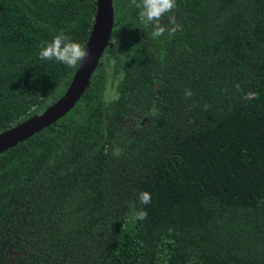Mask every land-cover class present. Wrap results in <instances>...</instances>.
Instances as JSON below:
<instances>
[{"label":"trees","instance_id":"1","mask_svg":"<svg viewBox=\"0 0 264 264\" xmlns=\"http://www.w3.org/2000/svg\"><path fill=\"white\" fill-rule=\"evenodd\" d=\"M176 5L182 31L152 39L113 0L76 106L0 154V264H264V0ZM96 11L0 0V132L64 93L79 65L39 45L63 32L85 47Z\"/></svg>","mask_w":264,"mask_h":264},{"label":"water","instance_id":"2","mask_svg":"<svg viewBox=\"0 0 264 264\" xmlns=\"http://www.w3.org/2000/svg\"><path fill=\"white\" fill-rule=\"evenodd\" d=\"M114 27L113 0H97L93 28L85 45L88 56L79 65L64 93L43 112L36 113L0 132V154L23 142L40 130L56 123L73 109L91 84L92 76L110 44Z\"/></svg>","mask_w":264,"mask_h":264},{"label":"clouds","instance_id":"3","mask_svg":"<svg viewBox=\"0 0 264 264\" xmlns=\"http://www.w3.org/2000/svg\"><path fill=\"white\" fill-rule=\"evenodd\" d=\"M131 4L139 9V18L145 29H151L152 39L162 37L165 32L171 38L177 31H182L183 26L177 23L175 15H169L177 7L176 0H139V2L131 0ZM165 18L168 21L167 25L162 23ZM39 48L38 55L41 60H55L70 69L82 65L88 56V51L84 46L63 32L55 35L51 42L42 41ZM184 95L186 98L191 97L192 90L186 88ZM114 154H118V152ZM138 199L142 205H148L151 203V194L142 191L139 193ZM146 218L147 211L142 209L135 214L134 221H142Z\"/></svg>","mask_w":264,"mask_h":264}]
</instances>
